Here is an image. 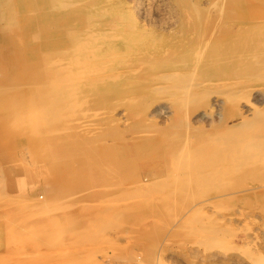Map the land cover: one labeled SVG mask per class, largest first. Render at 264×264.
I'll return each instance as SVG.
<instances>
[{"label":"rangeland","instance_id":"obj_1","mask_svg":"<svg viewBox=\"0 0 264 264\" xmlns=\"http://www.w3.org/2000/svg\"><path fill=\"white\" fill-rule=\"evenodd\" d=\"M78 1L62 36L108 27L53 53L77 81L43 95L58 74L25 64V114L0 111V264H264V165L235 154L264 135V0ZM223 47L221 75L195 55Z\"/></svg>","mask_w":264,"mask_h":264},{"label":"bare ground","instance_id":"obj_2","mask_svg":"<svg viewBox=\"0 0 264 264\" xmlns=\"http://www.w3.org/2000/svg\"><path fill=\"white\" fill-rule=\"evenodd\" d=\"M69 1L70 0H0V111H3V112L6 111L5 113H7V114H9V113L25 114V88L27 87V86L25 87V68H26L25 64H30V66L32 65L31 69L33 67L39 66V69H40L39 71H40V73L43 74L42 69H41V66H42L44 68L43 71H45V72L49 71V73L51 75L55 76V74H56L55 72H59V71L54 72V70L57 67L54 68L52 66V62H54L51 59L53 53L54 54L55 53H61L63 55V57H65V53L68 56L70 55V52H69L70 48L72 50L74 49V51H75L78 49V47H80L81 49L83 47L82 50L81 49H78V50H80L82 53H84V55L85 54L89 55L90 54L89 51H92V49L89 46L94 47V44H96L97 42H99L102 39V38H100L101 35H103V38L105 37V34H106L105 31L107 30L108 24L103 19H100V21L97 20L98 19V16L96 14L97 10H95L94 8H92L93 10H91L90 12L85 14L86 16L85 15L83 16V18H84V19L82 18L83 24L80 23V24H76L73 26L71 25V28H68L69 32L65 31L63 33V34H65V33H67V34L69 33V34L62 36V33L61 34L59 33V30L61 29L59 21L62 17H64V15L68 11V9L71 8V6L69 5ZM76 2L78 3L79 1L76 0ZM71 3H72V0H71ZM88 7H90L89 4H88ZM84 9H87V8L85 7ZM34 10H38L37 11V12H39L38 15L36 17L30 18V20L28 22H26L25 21V13L26 12L30 13V12H33ZM62 28H65V27H62ZM104 32H105V34H103ZM57 33H58V35H56ZM55 35L59 36V37H56ZM69 35H71V36H69ZM246 35H247V33H246ZM246 35H244V36H246ZM38 38L40 39L39 40L40 43L36 42V40ZM258 38H260L259 39L260 41L262 39V42H264V34H257V33L256 34L252 33L251 35L249 34V39L251 41V44L254 45L252 47H255L256 44H258V45L261 44L260 41H258ZM56 39H57V41H56ZM71 44L74 47L71 46ZM68 45L70 47L67 48ZM226 47L225 48L223 47L219 54L213 53V51L209 48L210 49L209 51H211V52L207 51L203 54V52L200 51L199 54L196 53L195 55L199 61H201V59L205 60L207 62L206 64H209V66L213 68V69L211 68V70H213V71L215 70L214 72H219V71H221L219 69H221L223 67V64L220 62V60L224 59V55L226 54V52H223V51H226V49H227ZM25 48L28 49L27 53H25V51H26ZM207 48H208V46H207ZM211 48H213V47H211ZM54 56H56V55H54ZM218 56L223 57V58L219 59ZM72 57L73 56H71V58ZM186 58L188 59V57H186ZM54 59H55V61H57L56 57ZM68 59H70V58H68ZM195 60H196V58H195ZM198 60H197V63H198ZM26 61L28 63H25ZM66 62H68V60H66ZM185 62H189V61H185ZM34 64H36V65H34ZM204 67H206L205 63H204ZM195 69L196 68H193L192 70L195 71ZM192 70H189V72ZM194 71H192V73ZM34 72H35V69H34ZM177 74L163 75V77H161L162 76L161 75L160 77L163 81L165 80V82L166 81L169 82V80L172 81V80L178 79V77H181L180 76L181 73H180V75L178 74L179 76ZM186 74H187L186 76H185V74L183 75L184 78H187L188 73H186ZM220 75H221V73H220ZM26 76H27V74H26ZM30 76L31 75L28 74V77H30ZM175 76H178V77L175 78ZM44 77L42 79H44ZM173 77L175 79H173ZM189 77H191L190 74H189ZM58 78H59V74H58ZM182 78H179V79H182ZM50 79H51V77H50ZM54 80L52 81V79H51V81H49L46 78V80H44L39 85H37L38 87L35 90L39 91L40 93H43V95L53 94L56 96L59 94V97H60V95H63L64 93H66L65 91L68 90V89H66L67 86L69 85V87H70V85H72L71 83L74 82V80L77 81V78H75L73 80L71 78L70 79L64 78L62 75V77L59 78V81H60V82L58 81L59 83H56V81L58 80L57 77ZM65 81H66V83H65ZM81 81H84V79H82ZM190 81H192V79ZM30 83H32V82H30ZM27 84H28V82H27ZM28 85H31V84H28ZM178 85L179 84H177L176 87ZM32 86H33V83H32ZM34 87H33V89H34ZM185 87H187V86H185ZM161 88H163V87L161 86ZM166 88H169V87H166ZM235 89H237V87ZM189 94H191V92ZM36 96H37V94H36ZM179 96H180V98H178V99H181V97H182L181 94ZM49 97H51V96H49ZM56 97H58V96H56ZM56 97H55V99H56ZM185 97L183 95V99H185ZM53 99L54 98H52V101H53ZM57 99H59V98H57ZM61 99L62 98L60 97V100ZM45 100L46 99H44V101ZM60 100H58V101H60ZM44 101L39 102V103H44ZM58 101H56V102H58ZM188 101L186 98V101L184 100L183 102L185 104ZM56 102H55V104H56ZM183 102H182V104H183ZM179 104H180V102H179ZM251 139L252 140L254 139V140H253V142H251V146L249 147V149L245 148L244 146L243 147L239 146V142L236 141L235 145L238 147L235 149V154L236 153L242 154L243 157H245V158L247 157V159L249 158L251 161L252 160L253 161L254 160L259 161L261 164L264 165V135L255 136L253 138L251 137ZM239 159L243 160L244 158L243 159L239 158Z\"/></svg>","mask_w":264,"mask_h":264}]
</instances>
